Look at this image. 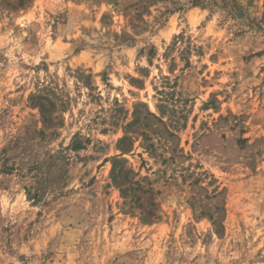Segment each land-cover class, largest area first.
Segmentation results:
<instances>
[{
  "label": "rangeland",
  "instance_id": "374dc122",
  "mask_svg": "<svg viewBox=\"0 0 264 264\" xmlns=\"http://www.w3.org/2000/svg\"><path fill=\"white\" fill-rule=\"evenodd\" d=\"M0 264H264V0H0Z\"/></svg>",
  "mask_w": 264,
  "mask_h": 264
}]
</instances>
